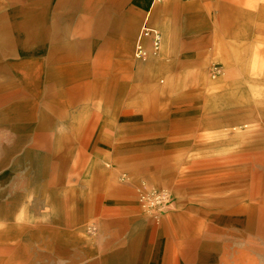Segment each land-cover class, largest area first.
I'll list each match as a JSON object with an SVG mask.
<instances>
[{"label":"rangeland","instance_id":"1","mask_svg":"<svg viewBox=\"0 0 264 264\" xmlns=\"http://www.w3.org/2000/svg\"><path fill=\"white\" fill-rule=\"evenodd\" d=\"M224 1L156 2L158 23L174 28L178 57L167 62L172 83L165 85L161 76L163 87L152 92L135 68L145 65L133 56L136 37L145 20L165 35L144 5L135 0H0V118L26 121L24 141L9 134L7 142L0 141V155L23 151L24 166L18 168L24 178L18 182L28 190L39 182L34 208L41 214L38 222H9L14 236L10 233L8 264H102L91 257L110 235L120 237L122 249L129 235L140 233L132 229L141 225L138 219L80 221L79 205H65L60 198L65 182L54 176L90 172L96 161L128 167L135 177L138 208L151 229V237H138L140 248L157 241L156 228L178 189L184 200L187 195L194 199L172 209L192 211L207 235L185 246L188 264H264V8L255 13V37L234 43L243 70L234 65L227 71L211 53L213 17L195 18L185 8H219ZM227 2L243 9V0ZM131 17L137 27L123 54L121 41ZM110 40L112 48L106 45ZM249 58L258 59L260 67L253 62L247 67ZM101 62L104 69L97 67ZM229 82L241 92L217 93L215 105L221 106L222 95L232 102L241 97L243 106L208 120L209 97L228 89ZM76 119L86 123L80 139L54 140L52 134L65 133V123ZM106 121H119L114 127L119 134L145 140L128 145L91 141L96 134L113 132L102 125ZM156 190H166L168 202L145 206L142 195ZM29 209L25 204L24 219ZM51 211L67 220L47 221L44 214Z\"/></svg>","mask_w":264,"mask_h":264},{"label":"crops","instance_id":"2","mask_svg":"<svg viewBox=\"0 0 264 264\" xmlns=\"http://www.w3.org/2000/svg\"><path fill=\"white\" fill-rule=\"evenodd\" d=\"M135 2L139 3L140 6L144 5L148 8L146 14H148L151 22L157 26L159 25L165 35V38H162L163 49L159 52L152 51L150 41L145 40V45L149 50V57L146 60L135 58L133 52L135 59L145 63V65L140 67L135 66L143 75L145 88H149L152 92L157 90L160 91L159 89L163 87L160 83L161 76L166 78L164 82L165 85L168 86V84L170 85L172 83L167 72V62H170L171 59H177L178 57L174 28L170 27L167 23H158L159 20L157 17L160 13V7L156 5L155 0H152L151 3H149L148 0H135ZM261 2L262 5L259 6L254 5V0H243V9H237L233 7L232 4L229 5L227 0H225L219 8H212L202 4H192L185 7L192 17L198 18L205 14H210L213 17L212 29L208 36L213 39L214 44L211 53L218 57L221 70L227 71L234 65H237L239 67L238 69L243 70V57L238 54L234 43L236 40H250L255 37L253 33L254 21L256 19L255 13H257V8H264V0ZM174 7L176 8L178 6L174 4ZM147 23L151 27L156 28L148 21ZM136 27L137 21H135V18H128L126 31L121 41V51L123 54H127L130 50ZM139 33L137 34L136 41ZM260 34H264V31ZM113 44L111 40L106 43L110 48L113 47ZM247 60V67L251 68L250 63L253 62V59L249 58ZM262 60L264 62V57ZM258 61V59H254V67H260ZM97 67H99V69H104L105 65L102 63L97 65ZM107 67H110V64H107ZM228 85V89L218 90L209 97L204 108L208 120L213 121L214 119L217 121L226 113L229 116L235 105L243 106L241 97L238 102H232L231 97L228 99L222 95L220 96L221 106L215 105L217 93L231 94L241 92L236 82H229ZM238 88L239 90H237ZM133 90L134 87H132V91ZM153 100H155V98ZM217 112L221 114L217 116ZM130 118L133 117H129V119ZM23 122H26L24 118L13 117V119H6L1 117L0 141L7 142V136L10 134L14 136L13 139H15L16 142H23L25 135ZM105 124L111 126L110 130L113 132L96 134L94 139H90L91 141L99 143L107 142L106 144H109V142H126L128 145L136 140L144 139L143 136L136 138V135L119 134L116 132L114 127L121 124L119 121L118 123H114V121L102 123V125ZM128 124L134 126L132 121H128ZM84 125H86V123H82L78 119L75 121L71 120L70 123H65L64 125L67 130H65V133L52 134L54 135V140L55 136L56 140L60 142L64 140H78L80 139V134L78 132L82 130L81 126ZM45 134L50 135L51 133ZM30 135H33V133L31 132ZM31 139L40 141L39 137H32ZM125 145L126 144L123 146ZM4 154L5 153L0 155V264H8L10 233L12 237L14 236L12 234V226H10L11 231L9 232V222L17 223L27 220L38 222L41 220V214L34 208L35 200L39 197L37 194L39 182L36 181L32 183L30 186L31 190L24 188L22 183L18 182V180L24 178V171L22 170L24 166L23 151L20 154L16 152L14 155L8 153ZM70 156L72 155L66 157L71 158ZM102 162L103 163L96 161L95 165L90 168V172H78L73 175L70 173L69 177L65 178H62L61 175H55L53 178L54 181L58 179L65 182L63 184L62 193L61 189L59 192L60 198L67 200L64 201L65 205H79L80 221L94 220L100 223H122L127 221L132 223L135 219H138L141 223L138 228L136 225L132 227L133 232L136 229L140 231V233L134 235L132 233L129 235V241H126L127 244H125V248L120 249L119 244L123 245L124 243L119 241V236L110 235V237H108L107 235L108 238L105 240V245L102 249H97V252L93 254L91 258H94L96 263L101 262L102 264H188L189 259L183 255L185 246H189V244L192 245L193 241H197L200 237L207 235L206 233L203 235V231L199 228L200 221L192 216V211L185 210L183 212V210H178V208L174 210L172 208L173 206H189L194 198L187 195V199L184 200L183 194L180 193L178 189H175L176 193L173 194L172 207L165 213V216H163L162 221L156 228L155 237L157 241L154 244H144L145 246L142 244L144 247L140 248L138 237H151L149 234L151 229L149 227V220L141 216L138 208V183L136 184L135 177L128 171V167L124 168L125 166H121L120 164L111 165L109 161ZM115 163H120V161H115ZM19 165L22 167L21 171H19ZM25 204L30 205V209L28 210L29 219H24ZM13 205L15 207L12 208ZM53 205H56V203L53 202ZM44 216L47 221L67 220V218H56L53 211L48 213V216L47 213L44 214ZM87 259L88 257H86V260Z\"/></svg>","mask_w":264,"mask_h":264},{"label":"built area","instance_id":"3","mask_svg":"<svg viewBox=\"0 0 264 264\" xmlns=\"http://www.w3.org/2000/svg\"><path fill=\"white\" fill-rule=\"evenodd\" d=\"M165 1L167 0H155V2H159V3ZM145 40L150 41L152 51L154 52L160 51L162 45V34L158 29L151 27L147 23V21H145V23L143 24L136 41L134 56L137 59L146 60L149 57V50L145 45ZM142 199L145 201V206H148L150 204L152 205V203H161L162 205H165L169 200L168 192L166 190H162V191L156 190L150 194L149 193L143 194Z\"/></svg>","mask_w":264,"mask_h":264}]
</instances>
